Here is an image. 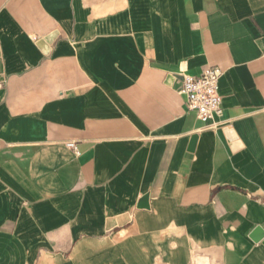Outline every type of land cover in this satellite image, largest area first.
Segmentation results:
<instances>
[{"label": "crops", "instance_id": "0c3cea01", "mask_svg": "<svg viewBox=\"0 0 264 264\" xmlns=\"http://www.w3.org/2000/svg\"><path fill=\"white\" fill-rule=\"evenodd\" d=\"M258 227L264 0H0V264H264Z\"/></svg>", "mask_w": 264, "mask_h": 264}, {"label": "built area", "instance_id": "2783aa9c", "mask_svg": "<svg viewBox=\"0 0 264 264\" xmlns=\"http://www.w3.org/2000/svg\"><path fill=\"white\" fill-rule=\"evenodd\" d=\"M221 74L219 67L206 66L197 76L182 75L179 93L184 97V104L204 123L221 112L222 98L218 90ZM68 146L74 148L73 143Z\"/></svg>", "mask_w": 264, "mask_h": 264}, {"label": "water", "instance_id": "95a60500", "mask_svg": "<svg viewBox=\"0 0 264 264\" xmlns=\"http://www.w3.org/2000/svg\"><path fill=\"white\" fill-rule=\"evenodd\" d=\"M254 234H255V238H260L264 234V231H262V229L258 227L255 229Z\"/></svg>", "mask_w": 264, "mask_h": 264}]
</instances>
